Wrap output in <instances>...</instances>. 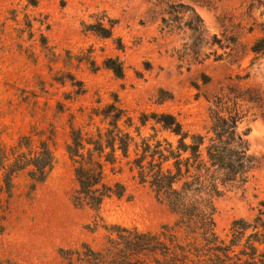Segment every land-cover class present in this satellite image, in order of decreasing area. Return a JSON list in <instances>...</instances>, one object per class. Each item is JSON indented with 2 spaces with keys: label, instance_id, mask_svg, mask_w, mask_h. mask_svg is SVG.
<instances>
[{
  "label": "rangeland",
  "instance_id": "1",
  "mask_svg": "<svg viewBox=\"0 0 264 264\" xmlns=\"http://www.w3.org/2000/svg\"><path fill=\"white\" fill-rule=\"evenodd\" d=\"M29 1L0 0V146L9 149L29 135L37 145L36 133L46 140L53 130L54 166L33 190L20 173L11 194L0 193V264H66L61 250L88 245L101 251L111 227L158 232L174 225V215L124 160L114 173L106 170L108 184L124 187L123 198L106 199L99 211L72 202L70 122L82 126L97 101L104 105L113 96L136 124L141 113H168L184 131L206 139L214 101L222 102L224 117L239 111L236 132L256 167L246 183L226 185L214 200L216 234L227 241L233 221L255 217L264 202V56L251 47L264 35V0H35L36 7ZM191 11L205 30L197 62L192 54L177 58L191 44L185 28L195 20ZM163 18L180 30L162 32ZM109 20L115 23L109 39L86 30L97 21L109 28ZM41 36L49 51L41 48ZM107 58L122 63V80L103 68ZM78 83L85 91L79 96Z\"/></svg>",
  "mask_w": 264,
  "mask_h": 264
},
{
  "label": "trees",
  "instance_id": "2",
  "mask_svg": "<svg viewBox=\"0 0 264 264\" xmlns=\"http://www.w3.org/2000/svg\"><path fill=\"white\" fill-rule=\"evenodd\" d=\"M29 4L36 7L37 3L31 0ZM191 13L195 20L185 23L191 33V44L177 58L183 61L192 54L197 62L201 45L206 44L205 30L201 20ZM108 22L109 28L103 21H97L86 30L100 39H109L115 23ZM161 24L166 34L180 30L172 19L163 18ZM27 28L32 29L31 23ZM40 46L50 50L42 36ZM122 48L118 45V50ZM251 52L257 57L264 56V35L253 43ZM90 64L95 67L93 62ZM103 68L116 79L124 77L117 58L105 59ZM68 78L73 82V77ZM58 82L64 84L65 80ZM207 82L204 78L202 84ZM77 86L76 94H84L81 83ZM96 104L82 126L75 127L72 122L69 125L66 151L77 184L72 197L74 206L99 211L106 199L123 198L124 187L120 183L108 184L106 170L114 173L124 160L139 184L147 185L157 201L170 210L175 222L158 232L111 227L101 251H93L88 245H82L80 250H61L66 264H264V202L259 204L252 220L232 222L227 241L221 240L215 231L214 200L221 196V189L228 184L246 183L256 167L245 141L236 132L241 119L239 111L233 110L224 117L220 115L222 102L214 101V109H210L211 136L206 139L184 131L168 113H141L136 124L116 96L109 103ZM146 127L152 132L147 136L142 133ZM50 134L42 140V134L36 133L37 145L29 135L9 149L0 146V193L9 196L12 179L20 173H26L32 190L46 181L54 166L49 145L53 130ZM2 229L0 217V232ZM176 231L183 238H178Z\"/></svg>",
  "mask_w": 264,
  "mask_h": 264
}]
</instances>
